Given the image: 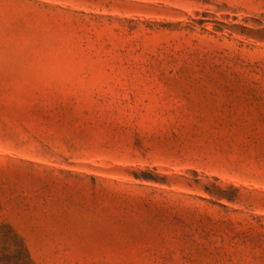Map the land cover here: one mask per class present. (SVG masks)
I'll return each mask as SVG.
<instances>
[{
	"label": "rangeland",
	"instance_id": "obj_1",
	"mask_svg": "<svg viewBox=\"0 0 264 264\" xmlns=\"http://www.w3.org/2000/svg\"><path fill=\"white\" fill-rule=\"evenodd\" d=\"M264 264V0H0V264Z\"/></svg>",
	"mask_w": 264,
	"mask_h": 264
},
{
	"label": "trees",
	"instance_id": "obj_2",
	"mask_svg": "<svg viewBox=\"0 0 264 264\" xmlns=\"http://www.w3.org/2000/svg\"><path fill=\"white\" fill-rule=\"evenodd\" d=\"M16 264H19V263H16Z\"/></svg>",
	"mask_w": 264,
	"mask_h": 264
}]
</instances>
